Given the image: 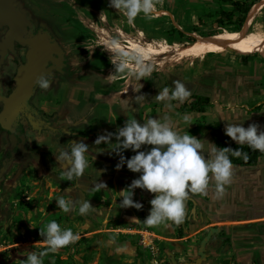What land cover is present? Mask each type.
<instances>
[{"label":"rangeland","instance_id":"obj_1","mask_svg":"<svg viewBox=\"0 0 264 264\" xmlns=\"http://www.w3.org/2000/svg\"><path fill=\"white\" fill-rule=\"evenodd\" d=\"M46 1L45 8L52 11L53 24H58L68 37L77 38L80 60L86 61L83 66L94 67L112 79V92L124 85L114 96L130 92L138 81L128 74L112 73V61L117 60V56L108 50L109 40L115 36L119 43L125 35L133 39L142 36L144 41L170 47L157 48L156 44L150 43L152 47L144 48L162 61L158 64L149 61L153 66L151 76L139 81L144 87L157 83L161 78L157 72H169L182 78H192L202 72L216 74L223 86L232 83L230 88H236L240 84L243 92L242 96L237 94L222 102L227 106L224 110L219 109V104H212L208 109L210 116L217 114L223 127L228 123L243 122L245 127L256 123L264 129V104L256 112L239 105L242 103L248 108L252 103L250 100L264 102V54L246 41L226 48L232 35L243 32L253 5L263 0L252 3L243 27L238 29H229V24L220 26L216 21L219 9L231 8L219 0H155L151 18L141 13L133 24H128L124 16L110 7L108 0ZM250 21V29L260 25L259 28L264 30V4L252 14ZM99 28H104L112 37L108 40L102 37ZM118 29L126 34L117 33ZM213 32L225 42L219 44L207 38L200 43L204 45L201 51L196 50L200 44L182 51L193 43H187L186 35L192 34L197 40L215 35ZM123 43L121 48L127 45L124 40ZM129 66L136 67L133 61H129ZM152 78L154 81L151 82ZM201 91L204 92L199 89V93ZM95 95V99L101 102L93 110L83 108L78 114L81 123L70 128L69 138L73 142L83 140L90 145L85 153L88 167L83 176L72 181L62 179L64 169L55 155L59 144L49 132L41 133L36 140L38 160H13L0 176V264H24L29 252L45 250L47 241L41 236L40 228H46L49 221L57 218L62 229L71 228L80 234V239L54 253L48 252L43 264H178L198 257L201 258L198 264H264V152L259 151L256 165L233 164L231 183L224 186L221 196H217L216 181L211 174L205 193H190L201 208L202 219L185 216L180 224L167 221L148 226L142 220L148 215L149 201L155 194L137 187L133 199L140 201L143 207H120L122 197H119V191L140 173L129 170L126 164L117 170L115 165L119 156L114 152L109 155L111 145L93 143L98 134H103L104 130L115 132L125 121L112 108L117 97ZM233 104L238 108H233ZM157 108L161 110V106ZM152 110L153 105L145 104L141 112L147 116ZM162 112L170 117L176 114L170 107ZM76 118L74 114L70 120ZM173 120L175 126L187 125L179 118ZM191 120V125L198 127L187 134L207 140H202L205 149L211 148L208 141L213 142V136L200 128L202 123L197 124L199 117H191ZM112 139L114 141L115 137ZM150 147L145 145L142 149ZM123 154L129 158L135 153L126 149ZM95 181H103L106 187L95 191ZM61 195L74 201L73 209L68 213L60 210L56 203L55 197ZM84 200H89L95 209L86 215L78 211ZM132 217L141 221H132ZM180 229L182 233H179ZM209 229L212 232L201 255L199 246Z\"/></svg>","mask_w":264,"mask_h":264},{"label":"clouds","instance_id":"obj_2","mask_svg":"<svg viewBox=\"0 0 264 264\" xmlns=\"http://www.w3.org/2000/svg\"><path fill=\"white\" fill-rule=\"evenodd\" d=\"M108 4L124 16L128 24H133L141 13L151 18L155 0H108ZM108 50L113 51L117 56V60H111L114 65L112 73L134 76L139 87L133 85V91L139 92L143 86L139 82L140 79H149L153 71V66L149 62L151 54L142 48L126 51L115 39L110 41ZM129 61H133L136 67L130 68ZM34 83L42 89H48L52 81L48 78V74H42ZM173 84L174 87L171 89L165 86L154 96L157 101L167 102L170 108L173 107L171 101L184 102L191 94L180 80H174ZM134 99L137 103H141L145 100V94L136 95ZM183 119L189 127L192 123L191 117L185 114ZM224 132L238 145L247 144L251 150L264 152V129L258 124L250 123L245 127L243 122H232L225 124ZM113 137H115L114 141ZM202 140L207 141L181 132L167 120L149 116L143 123H139L129 112L123 126L118 127L115 132L104 130L103 134L97 135L93 143L101 145L103 142L107 147L111 145L108 147L112 150L109 155L114 152L119 156L115 165L117 170L126 164L129 170L140 173L119 191V197H122L119 206L124 208L131 206L136 209L143 207L140 201L133 199L134 189L137 187L154 193L149 201L151 205L149 213L142 221L148 226H158L167 221L176 224L183 222L185 200L190 193L206 192L210 174L216 181L217 196L223 194L224 186L231 183L233 176V163L229 154L242 157L245 161L248 159V153L242 152L239 148L218 147L210 141L208 142L212 145L211 148L205 149ZM145 145L152 147L142 149ZM89 148L90 145L83 140L70 141L66 146L60 144L57 147L56 159L64 169L61 173L62 179L72 181L84 175L88 167L85 153ZM126 149L133 150L135 154L126 158L123 154ZM205 152L208 153L207 157ZM102 187H106L103 181L94 182L95 191H99ZM55 200L58 208L63 212L68 213L73 209L72 199H66L61 195L55 197ZM94 210L89 200L81 202L78 209L79 214L85 215ZM131 219L136 222L141 221L138 217ZM40 234L46 239L47 248L39 252H29L27 258L23 260L24 264H43V258L48 252L54 253L80 239L79 233H74L71 228L62 229L55 219L49 221L46 228H40Z\"/></svg>","mask_w":264,"mask_h":264},{"label":"flooded vegetation","instance_id":"obj_3","mask_svg":"<svg viewBox=\"0 0 264 264\" xmlns=\"http://www.w3.org/2000/svg\"><path fill=\"white\" fill-rule=\"evenodd\" d=\"M46 2V0H11V5L19 10L20 22L13 29L7 24L0 25V113L4 109V98L15 87L14 76L18 67L27 61L28 54L38 44L43 45L46 50L42 74H48V78L52 81L48 89H42L34 84L25 105L12 118H4V123L8 128L0 122V167L5 159H7L6 166L16 159L22 162L30 159L38 160L39 148L36 140L43 132L51 133L57 144L66 146V142L73 141L69 138L70 128L81 123L78 114L83 108L86 111L95 109L101 102L95 99V94L99 97H106L109 94L114 96V93L124 87L123 85L121 89L112 92L110 89L112 79H108L94 67L83 66L86 61L80 60L81 50L76 47L79 43L77 38L68 37L58 24H53V14L45 8ZM101 36L103 37L102 34ZM156 62L158 64V61ZM157 74L161 78L156 84L152 82L154 81L152 78L151 87L143 85L139 92H134L132 88L130 92L114 96L117 99L113 101L112 108L119 118L126 120L131 112L139 123H143L151 116L167 120L176 129L187 133L198 126L196 124H190L189 127L184 126L185 124H182V127L175 126V120H173L179 118L185 121L183 117L187 114L192 118L199 117L200 121L197 124L202 123L200 128L202 127L212 136L214 133L225 134L223 123L218 115L210 116L211 112L208 109L212 104L217 103L220 106L219 109L224 110L227 106L222 102L231 100L237 94L242 96L243 88H239L240 84L235 82L238 84L236 88H230L233 86L232 83H225L226 86H223L216 74L207 72H202L192 78L177 77L169 72H157ZM120 75L125 76L126 74ZM174 80L183 82L191 94L184 102H170L173 105L172 110L176 113L170 117L162 112L168 107V103L157 101L154 96L165 86L170 89L174 87ZM133 85L139 87L138 83ZM199 89H203L204 92L199 93ZM141 93L145 94V100L137 103L134 97ZM198 96L209 98L210 104L202 112L193 111L187 107ZM250 102L252 103L248 108L242 103L239 105L256 112L261 110L262 106L257 109H254V106L264 104L257 99L250 100ZM145 104L153 105L152 112L147 116L141 112ZM157 106H161V110L158 111ZM232 106L238 108L236 104ZM74 114L78 119L70 120ZM186 204V216L192 218L201 216V208L191 194L186 199ZM193 205L195 206L194 213L191 212Z\"/></svg>","mask_w":264,"mask_h":264},{"label":"water","instance_id":"obj_4","mask_svg":"<svg viewBox=\"0 0 264 264\" xmlns=\"http://www.w3.org/2000/svg\"><path fill=\"white\" fill-rule=\"evenodd\" d=\"M19 10L11 5V0H0V25L7 24L12 29L20 22L19 20ZM215 36V35H212ZM212 36H205L200 38H209ZM189 43V42H187ZM186 43V44H187ZM181 45L180 47L184 46ZM46 50L43 45H36L30 51L27 57V61L22 63L14 76L15 87L12 92L4 98V109L0 113V122L4 127L8 126L4 123V118L10 119L17 114L18 110L25 105L27 99L32 93L34 81L36 78L43 73V65L45 61ZM7 159L2 161V166L0 167V176L2 175ZM185 204V216L187 213V204ZM195 206L192 207V213H194ZM209 231L201 241L199 246V252L202 255L203 245L211 234ZM201 258L198 257L194 261L190 262H179L178 264H198Z\"/></svg>","mask_w":264,"mask_h":264},{"label":"trees","instance_id":"obj_5","mask_svg":"<svg viewBox=\"0 0 264 264\" xmlns=\"http://www.w3.org/2000/svg\"><path fill=\"white\" fill-rule=\"evenodd\" d=\"M223 3H228L231 8L229 10H225V9H219L218 10V17L216 18V21L219 23L220 26L223 25H231L229 29H238L242 26L246 14L250 8V6L252 5L253 2H255L256 0H219ZM117 33H119V30H117ZM217 32H213V34H215ZM116 38V37H115ZM124 40L126 41L127 45L129 46V50L128 51H132L134 49L137 48H145V44L146 43H155V42H148V41H144V39H133V37L129 36V37H123ZM186 38L188 40V42H194L196 40V38L192 35V34H188L186 35ZM120 40V39H119ZM157 45V44H156ZM161 45V44H160ZM161 46H165V45H161ZM175 58V57H174ZM149 61L157 63L156 61H160L157 57H153L150 55ZM209 98L206 96H198L193 102L189 103L187 105V107L193 111H198V112H202L206 109V107L209 106L210 102L208 101ZM262 106V104H258L254 106V109L260 108ZM213 142L218 146V147H224V146H228L231 147L233 149L239 148L242 150V152H247L248 153V159L247 161L243 160L242 157H235V156H231V154H229L230 159L232 160L233 164H239V165H244V166H251V165H256L257 162L259 161V150H251L247 144L244 145H238L235 141L231 140L230 137H228L226 134H218V133H214L213 134ZM57 222L60 221L59 218L55 219ZM182 233L181 229L180 232Z\"/></svg>","mask_w":264,"mask_h":264},{"label":"bare ground","instance_id":"obj_6","mask_svg":"<svg viewBox=\"0 0 264 264\" xmlns=\"http://www.w3.org/2000/svg\"><path fill=\"white\" fill-rule=\"evenodd\" d=\"M263 4H264V0L253 5V7L250 9L248 16L246 18V23H245V25H243L244 27L242 26L243 32L240 34L232 35L227 42L226 48H229V46L234 47V46L241 44V43H244V41H246L254 49H256L260 53L264 54V30L259 28L260 25H259V27L257 26V27H254V29H250V24H251L250 20H251L252 14L254 12H256ZM209 38L214 40L215 42H217L219 44L225 42V40L223 38H220L217 34H215V36H212ZM206 39L207 38H200L199 37L193 43H191V44L187 45L185 48H183L182 51H187V50L197 46L198 44H200L201 42H203ZM203 46L204 45L200 44L198 47H196V50L201 51V49H203Z\"/></svg>","mask_w":264,"mask_h":264},{"label":"crops","instance_id":"obj_7","mask_svg":"<svg viewBox=\"0 0 264 264\" xmlns=\"http://www.w3.org/2000/svg\"><path fill=\"white\" fill-rule=\"evenodd\" d=\"M119 30V33H121V34H126L125 33V31H123V30H121V29H118ZM98 31H100L101 32V34L104 36V38H106L107 40L110 38V36L112 37V35L109 33V32H107L104 28H99L98 29ZM125 37H129V36H126L125 35ZM143 39V37L142 36H139V37H136V39L138 40V39ZM112 39H115L116 40V38H115V36H113V38H111L110 40H109V43H110V41L112 40ZM117 41V40H116ZM124 42H126V41H124ZM119 46H121V45H123L124 43H123V40H119ZM152 44H157L156 46H157V48H160L161 47V45H163V44H161L160 45V43H152ZM152 44H150V43H146L145 45V47H152V46H150V45H152ZM109 45V44H108ZM154 46V45H153ZM162 47H166V48H170V47H167V46H162ZM124 50H126V51H128L129 50V46L128 45H126V46H123L122 47ZM180 48V47H179ZM176 49H178V48H176ZM192 49V48H191ZM200 219H202L201 217H200ZM222 227H225V226H222ZM227 229H229L228 227H226ZM230 230V229H229ZM231 234V233H230Z\"/></svg>","mask_w":264,"mask_h":264}]
</instances>
